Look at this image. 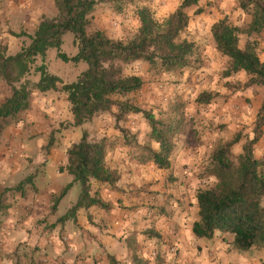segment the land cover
Masks as SVG:
<instances>
[{
  "label": "trees",
  "instance_id": "trees-1",
  "mask_svg": "<svg viewBox=\"0 0 264 264\" xmlns=\"http://www.w3.org/2000/svg\"><path fill=\"white\" fill-rule=\"evenodd\" d=\"M109 1L53 0L55 16L39 21L26 46L13 55L7 54L6 48H0V82L10 88V95L0 103V135L17 114L28 108L34 92L60 90L70 105L72 121L68 123L73 128L83 127L113 108L117 123L125 121L131 113L142 114L148 127L146 137L157 148L138 146L143 151L139 157L148 158L157 170H169L175 147L172 139L177 133V125L182 124L175 113L178 106L172 109V114L160 111L158 115L134 106L127 96L138 92L143 80L136 74L126 75L124 71L132 63L144 62L161 73L182 72L196 62L194 43L181 39V33L188 26V11L197 8L201 0H181L161 23L153 19L148 7H137L138 26L128 39L109 37L99 29L89 31L92 13L100 4ZM236 3L241 11L250 13V21L244 27H238L224 17L211 26V37L216 51L229 60L227 75L243 72L248 76L238 87L240 90L264 88V61L254 48L239 47L240 34L264 32V0H236ZM195 12L199 13V10ZM65 33L73 35L77 53L70 58L58 53V57L64 62H84L86 69L75 82L63 84L42 64L34 69L39 74L38 80L30 81L27 76L37 59L42 61L50 48L60 49ZM209 99L203 94L197 102ZM263 128L264 97L256 111L252 136L244 138L241 152L235 154L232 150L243 139L240 133L220 141L213 148L210 175L214 185L199 189L194 195L197 212L191 232L196 239L211 240L216 234L225 233L232 235L231 245L237 252L264 248V162L254 155ZM121 133L126 135L124 131ZM106 142V136L92 139L84 130L79 140L67 148L65 164L59 171L70 175L72 182L54 198V202L57 204L74 183L79 185L80 194L61 221L74 218L79 209L106 208L90 195L92 180L109 186L120 180L118 171L107 164ZM21 186L22 183L15 190L20 192ZM1 208L5 209V205L0 197V213ZM147 237L154 238L155 235H151L150 230ZM108 260L109 264H119L111 256Z\"/></svg>",
  "mask_w": 264,
  "mask_h": 264
},
{
  "label": "rangeland",
  "instance_id": "rangeland-1",
  "mask_svg": "<svg viewBox=\"0 0 264 264\" xmlns=\"http://www.w3.org/2000/svg\"><path fill=\"white\" fill-rule=\"evenodd\" d=\"M180 1L111 0L96 7L90 17L88 29L89 31H93L102 28L106 32H109V36L116 34L113 31H121L120 33L125 34H120L121 36L119 37L128 39L134 34L138 26V20L135 16L137 7H148L153 19L161 23L175 10ZM196 10H199V13H196ZM97 12L100 15L99 17L96 16ZM55 14L56 10L53 0H0V35H8V41H2L0 48H6L7 54L10 55L17 53L23 46L29 43V36L35 30L39 21L42 18H53ZM188 15V26L181 33V39L194 43L196 47V62L182 72L169 71L164 73L159 72L158 69L151 68L147 63L136 62L126 66L124 74H136L143 80L142 88L138 92L127 96L128 101L139 109L152 112L155 115H158L160 111L172 114V109L178 106L175 113L182 124L180 126L177 125V133L172 139L178 150L173 151L172 157L174 158L172 160L175 161L176 157L178 158L183 154L184 147L189 148V155L195 153L198 148L200 149L198 151L201 153L203 159L201 165L202 172L198 175L197 182L193 187L195 188L194 190L198 191L199 189L209 188L214 185V179L210 175L212 168L210 155L216 144L230 139L236 133H240L243 139L232 148L235 154H239L241 146L244 143V138L252 136L251 131L254 118L264 97V88L252 87L245 90L238 88L246 82L248 76L243 72L227 75L226 71H229V60L216 51L210 33L211 26L224 17L232 25L244 27L250 21L249 12L241 11L237 7L236 0H201L197 8L188 11ZM107 28L110 30L108 31ZM110 31L113 34H110ZM19 35L26 36L18 37ZM247 46L254 48L260 60L264 61V32L252 35L240 34L239 47L244 49ZM58 53L65 54L69 58L76 55L77 48L71 33H65L62 36L60 49L50 48L46 51L42 61L40 58L37 59L27 78L32 82L37 81L39 74L34 69L43 64L47 72L59 77L63 84L75 82L78 76L86 69V64L84 62H64L58 57ZM54 94L56 98L52 102L57 101L59 107L57 110L58 115H55V119L52 121L53 124L49 121V114L42 112L43 114L38 116L36 107L31 109L36 117L35 122L43 126L45 134L37 133L35 128L28 133L26 141L29 147H33V151L26 158L28 161L36 157L37 147L39 148L41 145V152L44 151L42 157L45 159H49L48 157L52 151H55L61 159L66 156L68 143L66 141L68 140L65 136V130L72 131L71 128H73L69 126V121L66 119V115L70 112V105L66 103V96L60 90L55 91ZM203 94L210 99L207 102H197V98ZM9 95L10 88L3 82H0V103ZM39 97V93L34 92L30 102L37 101L38 103ZM115 113L116 109L113 108L110 113L104 114L95 121L84 125L83 127L85 128H76V132H79V138L82 132L86 130L92 139H97L99 137L98 132L100 131V129L99 131L97 129L101 128V130L109 133V137L106 136V157H111L114 150L120 151V149H123V151H127L139 162L145 163V171H155L154 165L152 166L153 168L150 167L151 163L148 158L139 157L143 151L139 150L138 146H148L153 150L157 148L146 137L148 127L142 114L131 113L126 117L125 121L122 120L117 123L114 117ZM121 128L123 129L121 131L126 132V139L121 131H119ZM117 138L121 139L120 142H117ZM71 140H73V137L70 138ZM117 143H124V146L118 147ZM180 146H182V149H180ZM195 146L196 149H194ZM176 152H178L177 156H175ZM254 155L258 160L264 162V128L261 139L255 145ZM49 164L51 163L49 162ZM60 168V165L57 168L56 166H50V170L54 175L55 171L57 172ZM36 172L37 170H35ZM162 172L165 171L162 170ZM70 178H72L70 175L60 177L59 183L62 186H66ZM170 180L168 177V183L172 184L175 188L173 195L169 194L167 196L169 192L164 184L158 187V191L146 188V199L154 198L155 200L153 202H146L145 208L148 211H146V217L141 219V222L144 223L146 221L147 226L140 228L138 231L140 239L146 240L147 232H149L148 226H151V235H155V242L170 247L167 248L169 255L159 254L150 259L148 257L143 258L134 253L132 257H135L136 260L132 261L131 264H213V254L216 252L219 262L215 264H263L264 248L251 249L248 252H237L231 245L233 237L230 234H216L213 239L206 240L209 241V246L196 245L190 238L191 233L189 234L188 232L191 218L195 214L192 211L193 207L192 209L189 207L191 205V197L193 198L195 191L187 195L188 200L185 202L186 205L188 204L186 208V220L179 221L177 225L175 220L180 217L182 212H179V210L173 212L170 208L171 205H169L171 202L169 197L183 202L180 199L181 192H179V189L183 191L182 187L187 189V185L183 180L179 181V178ZM16 186L14 185L13 187L15 188ZM22 189L25 192V189L27 190L29 187L25 184ZM79 192L80 187L76 184V190L71 193L68 192L67 196L61 201L59 205L60 213L66 211L70 202H75ZM5 201L6 198H4V203ZM1 209L0 223H3L8 214V209ZM69 221L75 223V219H69ZM74 223L73 225L75 226ZM171 225L173 228H176L174 229L176 230V234L172 235L176 238L175 242L178 243L179 239L181 242L185 241L183 242L185 243L183 247L170 243L169 231L172 230L170 228ZM39 228H41L40 225ZM50 228L51 233L55 229V224L50 223L46 217L45 229ZM72 228L74 227L72 226ZM36 232L41 233V230L36 229ZM58 232L57 237L61 242L67 240L64 234L70 231L62 228ZM135 238H138L137 235H135ZM146 248L147 246L143 245L141 249L143 250L142 253ZM204 249H207V251L205 252ZM35 252L37 254L36 259L30 264H42L43 258L51 257L49 253L45 252V249L36 248ZM57 264L68 263L60 260Z\"/></svg>",
  "mask_w": 264,
  "mask_h": 264
},
{
  "label": "crops",
  "instance_id": "crops-1",
  "mask_svg": "<svg viewBox=\"0 0 264 264\" xmlns=\"http://www.w3.org/2000/svg\"><path fill=\"white\" fill-rule=\"evenodd\" d=\"M96 16H100L98 12ZM99 30L109 36V32L102 28ZM107 30L109 31L110 29L107 28ZM110 32V34H113L112 31ZM113 32L116 34L109 37L122 39L119 37L121 36L120 34H125L120 33L121 31ZM4 40L8 41L7 34L0 35V43ZM39 95V102H30L28 108L17 114L0 135V197L2 199L6 198L4 205L8 209L5 221L0 223V264H30L36 259V248L45 249V252L51 256L43 258L42 264H57L60 260L68 264H109V256L113 257L119 264H131L132 261L136 260L135 257H132L134 253L150 259L159 254L169 255L167 250L169 246L166 247V245L156 243L155 237H146V240L139 237L138 231L140 228L147 226L146 221L144 223L141 222V219L146 217V211H148L145 208L146 202L155 200L154 198L146 199V188L158 191V187L164 184L169 192L167 196L169 194L173 195L175 188L168 183V177L171 180L173 178H179V181L183 180L187 185V189L184 187H182L183 191L179 189V192H181L180 199L183 202L169 197L171 199L169 205H171L170 208L173 212L178 210L182 212L180 217L175 220V223L178 225L179 221H185L188 205L185 204L188 200L187 195L192 194L194 191L196 193L193 187L197 182L198 175L202 172L203 159L198 151L200 149L198 148L195 153L189 155V148L184 147L183 154L178 158L176 157L175 161L172 160L174 157H171V168L164 170L165 172L156 169L155 171H145V163L139 162L127 151H123V149L112 151L111 157L106 158L107 164L111 169L118 171L120 180L112 186L97 183L93 180L90 182V195L100 200L106 208L91 206L87 209H79L75 217L72 218L73 220L75 219V223L69 220L61 221L60 218L75 204L80 194V192L77 194L75 202L69 203L64 213H60L59 205L61 201L67 196L68 192L71 193L76 190V183L72 184L64 197L55 204L54 198L65 187L59 183V178L68 174L58 170L57 172L55 171L54 175L50 170V166H56L57 168L60 165L63 167L66 156L61 159L55 151H52L48 157L49 159H45L42 157L44 151L41 152V145L39 148L37 147L36 157L31 161L26 160L29 157L28 154L33 151V147H29L26 141L30 130L35 128L37 133L45 134L43 126L35 122L36 117L31 109L36 107L38 116L43 114L42 112L49 114L51 124H53L52 121L55 119L54 116L58 115V102H52L56 98L54 92L39 93ZM63 98L65 99L64 95ZM47 100L49 101L47 102ZM71 118V113L69 112L66 115V119L71 122ZM71 129L72 131L65 130V136L68 140L66 141V143L68 142L67 148L79 140L77 129ZM97 130L99 131V136L109 137L107 131L101 130V128ZM115 134L117 133L115 132ZM72 137L73 140L70 141ZM120 140L117 138V142H120ZM117 144L118 147L124 146V143ZM180 149H182V146H180ZM194 149H196V146ZM174 150H177V148L175 147ZM177 153L175 156H177ZM152 166L153 164L151 163L150 167L153 168ZM35 170H37L36 173ZM71 182L72 178L68 179L67 185ZM21 183V190L18 192L15 188ZM25 184L29 189H25L24 192L22 187ZM14 185L17 186L14 188ZM7 188L8 190H6ZM190 202L191 205L189 207L191 209L193 207L192 211L195 213L191 218V224H189L188 232L189 234L191 233L190 238L196 245L209 246V241L196 239L192 235L191 226L196 220L197 212L194 196L193 198L191 197ZM46 217L50 223L55 224V229L51 233V228L45 229ZM39 225L41 228H39ZM172 225L170 226L172 230L169 231L170 243L183 247V244L185 245L183 242L185 241L181 242L179 239L178 243L175 242L176 238L172 235L176 234V230H174L176 228H173ZM148 227L150 231L151 226ZM62 228L70 232L64 234L67 240L61 242L57 235ZM36 229H40L41 233H37ZM135 235L138 238H135ZM142 243L147 246L143 253V250H141L143 247ZM204 251L206 252L207 249H204ZM213 256V264L219 262L217 252Z\"/></svg>",
  "mask_w": 264,
  "mask_h": 264
}]
</instances>
